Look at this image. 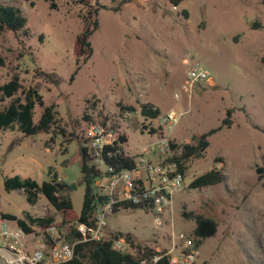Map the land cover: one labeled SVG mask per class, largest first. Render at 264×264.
Instances as JSON below:
<instances>
[{"label": "rangeland", "instance_id": "obj_1", "mask_svg": "<svg viewBox=\"0 0 264 264\" xmlns=\"http://www.w3.org/2000/svg\"><path fill=\"white\" fill-rule=\"evenodd\" d=\"M88 1L93 6L126 2L117 12L98 10V29L89 37L92 54L74 73L79 13L86 6L78 0H0L22 11L28 30H0V84L16 74L23 89L36 87L44 104H55L57 111V123L47 133L22 139L17 126L0 131L3 211L21 217L49 206L42 194L32 205L19 189H4L5 176L41 183L56 173L64 177L63 193L79 215L86 100L105 111L136 109L123 125L131 152L155 138L140 131L141 103L179 114L170 134L178 145L220 126L231 110V125L208 135L204 156L188 161L187 185L173 196L172 222L155 226L152 211L123 208L107 216L106 229L167 249L171 231L191 235L192 216L204 215L217 228L197 247L194 264H264V0H182L177 6L168 0ZM254 22L262 26L252 28ZM197 64L211 81L188 84L185 91L186 73ZM40 113L36 104L33 122ZM213 168L224 175L221 182L188 186ZM84 255L88 262L87 251Z\"/></svg>", "mask_w": 264, "mask_h": 264}, {"label": "built area", "instance_id": "obj_2", "mask_svg": "<svg viewBox=\"0 0 264 264\" xmlns=\"http://www.w3.org/2000/svg\"><path fill=\"white\" fill-rule=\"evenodd\" d=\"M204 81L210 82L211 78L197 64L187 71L183 90H188V84ZM132 113L105 111L97 106L88 107L86 111L90 119H83L81 158L94 173L89 189L91 214L86 221L75 219L68 222L57 214L56 221L61 225L32 222L31 219L46 217L50 206L46 204L39 208V213H23L21 217L15 215L16 218H12L9 216L11 213L1 207L0 192V264H59L74 257L79 243L105 240L111 242L113 250L134 255L137 251L131 245L134 238L106 229L107 216L123 208L152 211L155 226L172 222L173 196L187 185L185 172L175 160L169 159L178 150V143L170 134L179 114L169 110L159 112L153 118L142 116L146 128L140 131L155 138L131 152L126 146L123 125ZM156 119L159 120L158 125L152 123ZM54 176L57 182H64V177L56 173H50L49 179ZM19 191L25 195L23 188ZM18 219L23 220L24 225ZM72 228L79 233L78 237L69 238ZM167 240L169 248L150 245L156 252L149 258H141L139 264H155L163 256L167 257V264H194L198 252L192 235L171 231ZM163 250L165 252L160 253Z\"/></svg>", "mask_w": 264, "mask_h": 264}, {"label": "trees", "instance_id": "obj_3", "mask_svg": "<svg viewBox=\"0 0 264 264\" xmlns=\"http://www.w3.org/2000/svg\"><path fill=\"white\" fill-rule=\"evenodd\" d=\"M182 0H168L172 6H177ZM126 2L122 1L116 5H91L88 0H78V3L86 6L84 13H79L82 20L81 30L78 32L75 38V49L74 55L76 59V72L80 62H85L92 54V47L89 41L90 35L98 29L97 14L100 8H105L114 12L121 9V5ZM34 5V2H30ZM53 8L55 5L50 4ZM181 14L187 18L188 11L183 9ZM26 17L22 11L12 5L0 4V30H9L13 33L24 32L28 30L25 27ZM262 25L258 22H254L251 27L259 28ZM0 64L2 59L0 58ZM39 73V72H38ZM46 77L51 78V74L41 72ZM73 73V74H74ZM73 74L70 80L73 79ZM9 100V102L0 107V131L13 128L17 126L19 130L23 132V138L34 136L40 133L49 132L52 127L57 123V111L55 110V104L45 105L41 94L34 86H28L23 89L21 87L19 77L13 74L9 80L0 84V104ZM89 103L88 107H95V101L86 100ZM38 104L41 107V113L37 122H33V109ZM86 107L82 113L81 118L89 120L90 117L86 114L88 109ZM122 111L135 112L136 109L133 106H122ZM139 112L144 118H153L159 114V109L153 108V105L146 102L139 105ZM231 110H227V118L223 119L220 126L210 129L208 132L201 134L199 137H193V142L183 143L178 145V150L169 159L175 160L179 165L181 171L185 172L188 167V161L191 158L203 157L208 146L207 136L213 132L219 130L222 126L229 127L231 125L230 119ZM146 125L144 122L141 123V130L145 129ZM153 131V128H151ZM125 138V137H122ZM172 147H176V144H172ZM83 147L80 152L83 156ZM82 159V158H81ZM215 162L220 159L215 158ZM81 176L82 182L85 185L82 205L79 215H76L72 211V202L69 197L64 195L63 190L66 187L64 182H57L55 176L38 183L34 178L29 176L20 177L18 175L5 176L3 180V187L6 190L10 189H21L25 191L26 200L30 204H35L38 199V195L42 194L49 203V211L45 218L31 219L32 222L37 221L41 224L55 223L61 225V222L56 221L57 214L63 217L64 221H72L78 219L79 221H86L91 214V201L92 198L89 196V189L91 182L93 181V170L89 169L84 161L81 162ZM262 169H258L261 172ZM224 179V175L221 171L215 168L193 178L188 184L191 188L202 187L206 185L216 184ZM136 208V207H134ZM186 215V213H184ZM10 217L16 218L14 214H9ZM195 226L192 230L191 235L194 238L195 246L198 247L204 239L213 236L216 232L217 223L216 221L208 216L194 215L192 216ZM19 223L24 225L23 220L18 219ZM129 236V234H127ZM79 233L75 229H71L69 238L78 237ZM131 245L137 248L134 255L130 253H120L111 248L110 241H96L90 244L79 243L76 247L75 255L69 261L59 264H139L141 258H149L153 253L154 249L148 243H138L135 240L131 241ZM84 248L87 251L88 262L85 261ZM165 250L160 251L164 253ZM155 264H167V257L163 256Z\"/></svg>", "mask_w": 264, "mask_h": 264}, {"label": "water", "instance_id": "obj_4", "mask_svg": "<svg viewBox=\"0 0 264 264\" xmlns=\"http://www.w3.org/2000/svg\"><path fill=\"white\" fill-rule=\"evenodd\" d=\"M74 187H75V185H74V184H71V185H70V188H74Z\"/></svg>", "mask_w": 264, "mask_h": 264}]
</instances>
